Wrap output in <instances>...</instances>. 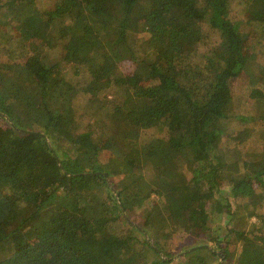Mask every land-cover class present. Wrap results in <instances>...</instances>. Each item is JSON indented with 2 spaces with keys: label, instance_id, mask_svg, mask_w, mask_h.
Returning <instances> with one entry per match:
<instances>
[{
  "label": "trees",
  "instance_id": "trees-1",
  "mask_svg": "<svg viewBox=\"0 0 264 264\" xmlns=\"http://www.w3.org/2000/svg\"><path fill=\"white\" fill-rule=\"evenodd\" d=\"M249 123L264 141V0H0V264H211L181 234L226 223L264 264V145H227Z\"/></svg>",
  "mask_w": 264,
  "mask_h": 264
},
{
  "label": "rangeland",
  "instance_id": "rangeland-1",
  "mask_svg": "<svg viewBox=\"0 0 264 264\" xmlns=\"http://www.w3.org/2000/svg\"><path fill=\"white\" fill-rule=\"evenodd\" d=\"M248 8H250V7H248ZM258 12L259 11H255V10H252L250 12V10H248V14H250V13L251 14H256ZM248 14L244 13L242 18H246L247 17L246 15H248ZM249 75H250L249 72L247 70H244L240 74V76L235 78L234 81H233L238 87L241 88V89L237 90V92L239 94L238 95V99H242V98H245V97L248 98V94H250V82H249L250 76ZM112 91H113V93L111 95V98L114 101L113 102H109V101L105 100V103L108 106V111H111V109H110V108H112L111 104H113V103L117 104L118 102H120L123 99V97L121 96V91L119 89H113ZM114 96H117V97L114 98ZM248 104L252 106V110L255 109V104H254L253 101L249 100ZM250 110H251V108H250ZM102 115L108 119V117H107L108 112H105ZM232 119H233V117L231 119L229 118L227 120V121H229L228 125H230L229 123H230V121H232ZM235 121L238 122L237 118H234L233 121L231 122V124L235 123ZM249 125H250V123L248 124V126ZM253 126L254 125H250V129L246 128V130H245V132H248L247 133L248 134V138L244 139L242 137V135H241V137H238L239 135L235 134V135H232L230 137L231 139L229 140V143L227 141V145L234 146V145H236V143H238L239 144V148L241 150H243L245 152H249L250 156H253L254 153H256V152H258L260 150V148L258 150H255V149H253L252 146H255V148H257V147H261V145H264V141L262 139H258V138L255 139V132H254V127ZM238 128H239V126H238ZM252 141H253V143H252ZM230 168H232V169L237 171V170H239L240 167L238 166V164L233 163L232 165H230ZM261 198H262V195L259 192L258 194L253 195V197H251L250 199L249 198H247V199L243 198L244 200L239 199V201H237V202H239V203H248V207L250 208V206H253L254 202H256L258 200H261ZM251 199H253V200H251ZM259 202L260 201H258V203ZM127 217H129V219L133 223H136L139 226V224L137 222V219H136V217L134 215H133L132 218L130 217V214H129V216L127 215ZM239 219H241V217ZM241 220H242V224L243 225L250 226L251 221H256V217H253L251 219L245 217V218H242ZM218 223L219 222H215L214 225H217ZM234 223H235V221H231L230 226L228 228L233 227ZM226 224L222 227L223 230L221 231V234H219V235L211 234L208 237H206L204 239H201V240L193 238L189 234V232H187L188 231L187 228H185L183 234H181V235H184V237H185V239H184L185 242L183 241L185 245L184 244H183L184 246L179 245V246L185 247V248L182 251H180L179 254H183L184 255V253H186L187 250H190V248H192L194 246L195 247H199V246H202V245H207V246H209V245H214V246L218 245V247H219L218 249H219L220 253H218L217 255L213 256L211 264H249L248 261H247V258H246V254H245V247L242 245L241 241H239L236 244L233 243V241L230 242L231 244L229 246V251H226V250L224 251V246L228 243V238L225 237V234L227 233V230H225L226 229ZM240 227H243V226H240ZM178 244H180V243H178ZM179 246L176 245L175 247L176 248L177 247L181 248ZM225 254H226V258L222 259V257L225 256ZM186 258L187 259H192L189 256L186 257ZM193 261H195V263H196L197 259L195 260V258H194ZM172 264H183V261H182V259L181 260H174L172 262Z\"/></svg>",
  "mask_w": 264,
  "mask_h": 264
},
{
  "label": "water",
  "instance_id": "water-1",
  "mask_svg": "<svg viewBox=\"0 0 264 264\" xmlns=\"http://www.w3.org/2000/svg\"><path fill=\"white\" fill-rule=\"evenodd\" d=\"M27 131H29V130H27ZM30 132H33V131H30ZM115 193H117L116 192V190H115ZM120 203H121V201H119ZM137 227H138V225L136 224V223H134ZM142 229V228H141ZM143 230V229H142ZM202 246H207V245H202Z\"/></svg>",
  "mask_w": 264,
  "mask_h": 264
}]
</instances>
